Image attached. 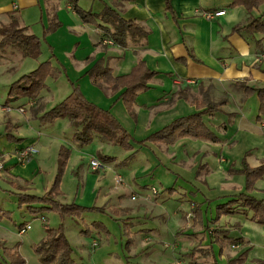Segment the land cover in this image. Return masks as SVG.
<instances>
[{
    "label": "rangeland",
    "instance_id": "obj_1",
    "mask_svg": "<svg viewBox=\"0 0 264 264\" xmlns=\"http://www.w3.org/2000/svg\"><path fill=\"white\" fill-rule=\"evenodd\" d=\"M59 17L65 19L62 12ZM29 18L25 23L21 17L22 22L20 20L19 24L28 26V32L39 37L40 55L37 58H31L23 57L18 50H13L11 53L0 51V137L4 138L2 141L0 138V161L3 163L0 171V264H9L10 256L7 252L10 253L13 250L18 251L25 264H42L34 252V246L43 237L44 224L49 227L63 226L65 236L72 247L74 264H176L178 260L191 264L192 259L195 264H212L214 254L219 262L218 247L211 237L212 231L209 232L213 228L212 223H208L211 217H214L217 201L214 200L212 203L210 200L215 199L217 194L223 195L228 188L236 190L243 186V177L240 176L238 181L233 183L222 182L220 180L229 175V170L220 169L218 165L222 161L219 156L214 160L206 158L202 152L186 156L187 152L195 150L194 142H197L199 147L203 144L205 151L208 149L206 146L208 143H203L204 141L197 138H178L171 144L150 143L146 147L134 142L143 139L161 125L150 123L147 117L148 112H138L140 110L137 107L133 115H128L122 103L116 100L118 98L116 91L113 92L105 83H101L100 86L92 84L87 74L82 75L87 65L84 61L76 63V66L70 58L66 62L65 56L59 57L56 48L61 49V52H68V49H73L72 45L78 41V38L71 42L70 32L64 30L62 26L57 27L51 23L44 8L40 17L37 12H34L29 15ZM7 21L8 18L5 19L0 15L1 23ZM62 31L67 38H62ZM95 38L94 35L92 41ZM84 42H81V46H84ZM103 42L113 44L110 39H105ZM81 49L86 51V54L91 51L92 45L81 47ZM80 51L78 49L79 53ZM84 51L81 53L83 56ZM62 53L65 55L64 52ZM91 57L88 59L91 60ZM103 57L92 60L91 66L96 61H103ZM46 59H50L54 65L58 66L60 72L57 77L46 79L47 87L41 92L42 97L31 103H28L26 98L9 101L8 106L11 108L3 109L8 85ZM108 66L112 68L113 74L117 73L111 62ZM89 68L90 66L87 67ZM73 86H77L94 104L110 108L134 140H131L132 149H124L114 142L103 141L96 134L89 144L81 147L72 140L73 134L80 127L76 128L69 118H57L52 122H42L39 119L47 109L66 97ZM189 88L193 91V87ZM230 90L227 89L224 96L232 100L235 93ZM251 103L252 101L248 99L245 106ZM253 104L255 105L254 101ZM18 106L23 108H17ZM195 107L198 106L195 105ZM5 119L9 121L3 124L1 120ZM12 121L15 125L10 123ZM7 123L12 126L8 125L6 128ZM245 125L243 126L246 128ZM242 131L244 132L243 129ZM8 132L34 139L35 143L32 146L38 151L34 154V159L39 164L40 170L35 169L34 173L30 174L32 176L30 179H32V190L38 193L47 190L53 182L58 167L59 148L63 146L69 149L70 158L68 157V162L66 161L64 166L58 188L59 193L52 197L59 202H74L87 207L82 215L61 218L54 210L32 214L26 207L18 205L14 192L30 193V191L26 187L28 184L26 182L9 181L11 174L21 175L20 173L26 172L22 170V165L18 161L6 162V154L13 152L12 148H8L13 143L6 137ZM246 145L253 147L254 144L249 140L244 141L242 137L238 138L235 153H239L240 157L229 158V166H238L241 155L247 149ZM91 155L99 160L100 155H107L114 160L109 163L100 160L103 167L101 168V165V169L99 168V176L92 178L88 165ZM247 155L246 161L250 165L260 162L253 152ZM152 157H156L159 163L155 168L151 166ZM74 160L81 163L74 171L78 170L82 184H85L84 187L80 185L79 190H77L78 176L72 172ZM30 170L33 171L34 168ZM117 174L123 178L122 183L115 181ZM95 178L101 186V192H107L105 197L100 193L96 198L95 194H90L89 190L86 191ZM175 178L174 184L173 181L170 182ZM143 184L147 187H142ZM171 185L176 190L172 194V199H165L166 197L164 198L160 191ZM80 191L86 192L82 196ZM201 201L205 206L207 204L205 222L209 227L194 223L192 220V202ZM93 206L104 207V210L92 208ZM174 206H180L183 210L188 209L189 214ZM2 210L6 214L2 215ZM128 215L131 223L125 226L123 219ZM19 223L29 224L30 228L19 233ZM256 234L259 240L263 239L262 231ZM231 235L237 237L239 233L232 232ZM93 240L97 241L95 247L91 246ZM226 246V252L231 256L244 250V248L235 249L236 244ZM251 256L253 254H250L249 260ZM251 262V260L248 261V264Z\"/></svg>",
    "mask_w": 264,
    "mask_h": 264
},
{
    "label": "crops",
    "instance_id": "obj_2",
    "mask_svg": "<svg viewBox=\"0 0 264 264\" xmlns=\"http://www.w3.org/2000/svg\"><path fill=\"white\" fill-rule=\"evenodd\" d=\"M76 2L84 9L94 13H100L103 7L108 5L116 9L123 18L139 22L148 34L139 40L127 39L126 44L123 46L104 43L103 41L99 42V29L95 25L82 23L71 9L72 5L68 0H0V15L7 19L6 13L16 10L15 12L21 22L22 17L26 23L30 19V14L37 12L40 17L44 8V12L48 15L51 23L57 27L62 26L64 30L70 32L69 40L71 42L73 39L78 38L77 43L74 42L75 44L72 45L73 49H68V52L62 51L65 55L60 51L61 49L56 48L58 56H65L66 62L70 58L75 65L84 61L87 64L85 66L86 69L89 66L91 67L92 60L104 56L102 58L103 61L107 65L111 62L117 70L116 74H123L129 72L140 59L144 60L149 68L159 73L148 81L149 86L147 89L137 92L133 111L135 112L137 107L140 110L138 112H148L149 122L161 125L159 128L176 117L197 111L198 107H195L197 105L195 104L196 99L200 101L206 96L211 102L221 103L215 111L203 116L204 122L217 135L219 140L212 142L199 139L204 141L203 143H208L206 144L208 149L205 151L203 144L199 147L196 144L197 142H194L195 150L185 154L189 156L202 152L206 158H212L213 160L218 159L219 156L222 161L218 165L220 169L226 168L229 170V175L220 181L232 183L236 180L238 181V178L242 176L238 172L244 164L256 166L264 162V116L256 119L259 99L256 93L243 89L244 86L253 88L264 87V57H262L264 53V33H255L252 36L247 34V39H245L244 36L232 30L235 25L245 24L252 17L261 16L264 19V4L247 11L242 6H228L231 0H170V10L166 9L165 0H76ZM220 10H224V14L213 16L212 18H208L205 15L206 12L213 13ZM61 12L64 14L65 19L59 17ZM94 35L96 38L92 41ZM62 36V38H67L65 37V32H63ZM255 40L258 41L256 42ZM82 41H85L84 46H81ZM91 45L92 49L86 53L89 54L87 56L85 54L86 51L82 50L81 47H90ZM78 49L81 50L80 53ZM83 51L84 56L81 55ZM85 55L87 56L86 58ZM89 57H91V60L88 59ZM88 62L90 63L88 64ZM189 87H193V91ZM227 89H231L230 91L235 93L232 100L224 96ZM119 92L120 90L116 91V95ZM248 99L252 103L246 107ZM116 100L122 103L119 98ZM124 109L128 113L125 107ZM110 112L113 114L111 110ZM251 113L252 115L248 116ZM128 115L130 114L128 113ZM30 117L36 118V116L32 115ZM1 121L4 124L9 119ZM10 123L15 125L13 121ZM14 135L18 136L15 133ZM18 137H22L24 140L20 143L13 142L10 144L11 147L8 148H12L13 152L6 154V162H16V152L22 147L35 143L34 139H27L26 136ZM240 137L244 141H251L254 145L253 147L246 145L245 148L247 149L241 155V161L238 166L232 167L229 166V158L240 157L239 153H235L238 138ZM0 138L1 141L4 140L3 137ZM247 143L249 144V142ZM246 152H253L256 155L255 158L260 160V162L256 165H250L246 161L248 156ZM77 157L81 158L80 155H77ZM92 158L96 157L91 155L89 161ZM96 159L99 160V158ZM35 161L36 159L32 156L29 161L21 164L22 170H25L26 173H20L21 175L11 174L9 181L26 182L28 183L26 187L30 193L42 194L46 190L41 193L32 190V179H30L32 176L30 174L34 173L37 168L40 170L39 164ZM72 163V172L79 179L77 184V190H79V186L84 187L85 184H82V178L78 170L74 171V169H78L81 163L75 162V160ZM158 164L157 158L152 157L151 166L155 168ZM101 165L102 168L103 164ZM32 167L34 168L33 171L30 170ZM100 169L92 170L90 168V176L92 178L98 177ZM117 175L120 176L119 174ZM217 178L219 179V177ZM121 180L123 181L122 177ZM95 181L96 178L86 191L89 190L90 194H95L96 198L100 193L105 197L107 192H101V186ZM172 181L174 184L176 178L170 182ZM141 186L147 187L146 184ZM243 186L238 187L236 190L228 188L223 192V195L242 191ZM86 191H80V194L83 196ZM251 193L264 198V174L255 181ZM162 195H164V198L166 197L165 199H172V195H169V197L166 193H162ZM223 195L220 193L216 197ZM146 200H149L148 196ZM205 207H207V204L206 206L202 204V208L204 209ZM176 208L183 210L180 206ZM183 211L189 214L188 209ZM131 216L133 215L131 214ZM212 227L219 229L218 236L220 234L232 236V232L239 233L237 237H241L243 241L240 244H236L234 248L247 249L246 259L243 264H248L250 260L252 261L251 264L256 261L264 262V237L259 240L256 234L258 231H262L264 234V226L235 214L221 215L212 224ZM211 237H213L214 243L218 244L216 233L212 232ZM226 248L227 246L223 248L218 256L220 264H225L227 259L233 258L244 251L242 250L237 255L231 256L226 252ZM250 254H253V256L249 260Z\"/></svg>",
    "mask_w": 264,
    "mask_h": 264
},
{
    "label": "trees",
    "instance_id": "obj_3",
    "mask_svg": "<svg viewBox=\"0 0 264 264\" xmlns=\"http://www.w3.org/2000/svg\"><path fill=\"white\" fill-rule=\"evenodd\" d=\"M68 1L72 5L71 9L82 23L95 25L99 29V42L110 39L113 44L123 46L126 44L127 39L139 40L148 34L139 22L123 18L116 9L108 5H105L100 13H94L78 5L76 0ZM262 4H264V0H231L228 6H242L247 11H250L252 8H257ZM165 7L167 10L171 9L170 0H165ZM15 11L11 10L6 13L8 18L6 23L0 22V51L11 53L13 50H18L23 57L37 58L41 53V41L36 34L28 32L27 26L19 24L20 18ZM232 30L247 39V34L252 36L255 33H264V19L261 16L252 17L245 24L235 25ZM255 41L257 42L258 40ZM59 72V67L54 65L50 59L41 61L36 68L20 75L8 85L7 98L2 105L3 108H11L8 106V102L20 98H26L28 103L36 102L41 98V92L47 87L46 79L48 77H57ZM158 73L149 68L144 60L140 59L129 72L113 74L112 68L103 63L102 60H99L89 69H86L82 75L87 74L92 84L100 86L101 83H105L113 92L120 90L118 98L122 101L128 113L133 115L137 92L147 89L149 86L148 81ZM243 89L256 93L259 99L256 119H260L261 116H264V87L253 88L244 86ZM195 102L198 106L197 111L174 118L138 141L131 139L129 132L109 109L91 102L77 86H73L66 97L47 109L39 119L42 122H52L57 118H69L76 128L80 127L73 134L72 140L81 147L89 144L95 134L103 141L114 142L128 150L132 149L131 140L142 146H148L149 143L171 144L180 137H192L217 142L219 138L204 122L203 116L215 111L221 103L211 102L206 96L200 101L196 99ZM17 108L23 107L18 106ZM8 125L9 123H7L6 128ZM6 137L9 141L16 143L24 140V138L15 136L12 132L6 133ZM68 157L69 149L61 146L58 150L57 171L50 187L42 194L14 192L18 205L26 207L32 214L54 210L61 218L82 215L87 207L74 202H59L52 197V195L59 193L58 188ZM99 157L103 162L114 160L113 157L107 155H100ZM238 173L244 178L243 190L211 199L210 202H214V200L217 202L215 203L214 217L208 223H215L221 215L237 214L264 226V198L251 193L255 181L264 174V162L256 166L244 164ZM174 190L176 189L172 186L161 190L160 193H166L169 197V195L171 196L174 193ZM192 203L193 222L209 227L205 222V208H202L203 202ZM92 208L104 210V207L93 206ZM4 214H6L5 211H3L2 215ZM123 223L128 226L131 223L129 217L123 219ZM25 225V223H19L18 230ZM43 230V237L34 246V252L38 255L39 261L42 264H74L72 247L65 236L63 226L49 227L44 224ZM211 231L216 233L217 245H219L218 256L226 245L240 244L243 241L241 237H233L226 234L218 236L219 229L216 227L211 228L209 232ZM7 254L10 256L9 264H25L24 259L17 250H13L10 253L7 252ZM246 255L247 249L233 258L227 259L225 264H243ZM190 263L195 264V261L192 259ZM212 264H219L216 255L213 256ZM255 264H264V262L256 261Z\"/></svg>",
    "mask_w": 264,
    "mask_h": 264
},
{
    "label": "built area",
    "instance_id": "obj_4",
    "mask_svg": "<svg viewBox=\"0 0 264 264\" xmlns=\"http://www.w3.org/2000/svg\"><path fill=\"white\" fill-rule=\"evenodd\" d=\"M224 14V10H220V11H217V12H206L205 15L206 17L208 18H212L213 16H217V15H222ZM110 42V41H109ZM262 57H264V53L262 54ZM22 110V109H20ZM37 150L32 146V144H29L25 147H22L21 149H19L17 152H16V158H17V161L19 163H25L27 160H29L32 156H34V154H36ZM89 166L92 170H97L100 168L101 166V163L98 159L96 158H92L90 161H89ZM3 168V163L0 161V171L2 170ZM121 177L120 176H117L116 178V182H121ZM155 192V191H154ZM29 224H26L24 227H22L18 232L19 233H23L25 230L29 229ZM97 245V241L93 240L92 243H91V246L92 247H95ZM176 264H185L183 261L181 260H178L176 262Z\"/></svg>",
    "mask_w": 264,
    "mask_h": 264
}]
</instances>
